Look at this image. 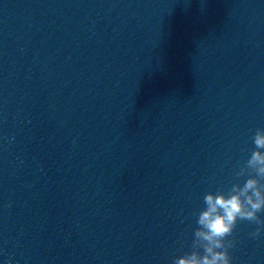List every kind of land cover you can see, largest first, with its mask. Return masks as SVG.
Returning <instances> with one entry per match:
<instances>
[{"label": "water", "instance_id": "1", "mask_svg": "<svg viewBox=\"0 0 264 264\" xmlns=\"http://www.w3.org/2000/svg\"><path fill=\"white\" fill-rule=\"evenodd\" d=\"M257 129L264 0H0V264H173Z\"/></svg>", "mask_w": 264, "mask_h": 264}, {"label": "clouds", "instance_id": "2", "mask_svg": "<svg viewBox=\"0 0 264 264\" xmlns=\"http://www.w3.org/2000/svg\"><path fill=\"white\" fill-rule=\"evenodd\" d=\"M254 150L240 166L236 177L248 178L243 184L233 183L227 193L223 189L208 192L204 196L205 208L198 213L192 241L193 251L175 257L173 264H232L229 252L234 241L228 239L239 221L246 220L257 225L250 233L257 238L264 232V129H257ZM202 250V253H201Z\"/></svg>", "mask_w": 264, "mask_h": 264}]
</instances>
